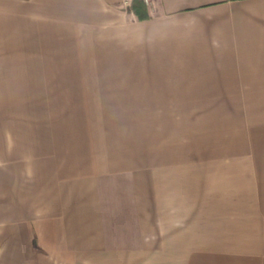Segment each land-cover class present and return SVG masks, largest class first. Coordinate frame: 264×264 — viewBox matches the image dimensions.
<instances>
[{"label": "crops", "instance_id": "1", "mask_svg": "<svg viewBox=\"0 0 264 264\" xmlns=\"http://www.w3.org/2000/svg\"><path fill=\"white\" fill-rule=\"evenodd\" d=\"M0 0V264H264V0Z\"/></svg>", "mask_w": 264, "mask_h": 264}, {"label": "trees", "instance_id": "2", "mask_svg": "<svg viewBox=\"0 0 264 264\" xmlns=\"http://www.w3.org/2000/svg\"><path fill=\"white\" fill-rule=\"evenodd\" d=\"M146 2L144 0H134L133 1V8L138 14L139 18H146L148 17V11L146 7Z\"/></svg>", "mask_w": 264, "mask_h": 264}]
</instances>
